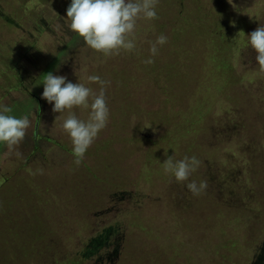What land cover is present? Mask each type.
Wrapping results in <instances>:
<instances>
[{"label": "rangeland", "instance_id": "1", "mask_svg": "<svg viewBox=\"0 0 264 264\" xmlns=\"http://www.w3.org/2000/svg\"><path fill=\"white\" fill-rule=\"evenodd\" d=\"M177 1L159 0L158 19L138 22L133 52L104 57L71 31L67 19L71 0H0L1 32L6 39L0 38L4 57L0 56V106L31 121L18 148L23 158L6 156V146L0 144V264H20V258L36 264L32 254L43 244L37 242L39 237L45 246L52 239L61 245L66 241L80 245L103 234L108 224L120 233L125 230L121 225L128 227L127 219L141 218H148L143 232L105 234L106 243L98 252L107 246L110 260L103 262L98 253L87 264H264V74L247 40L264 26V0H185L179 10H194L198 20L205 13L210 20L216 14L229 15L224 20L230 27L229 41L199 27L188 36L195 41L190 49H180L167 39L151 57L150 42L156 34L172 30L182 35L172 15ZM217 37H222L220 32ZM222 44H230V50L221 49ZM9 49L15 52L10 62L14 69L4 62ZM221 57H226L225 64L217 61ZM149 58L156 64L154 80L145 77L144 61ZM50 72L97 91L99 86L89 84L88 75L111 82L106 91L109 122L79 166L61 127L67 113H54V105L42 99L43 76ZM234 77L239 83L229 86ZM222 87H228L229 93L221 96L215 91ZM73 111L87 120L89 110ZM34 138L38 140L31 150ZM144 138L155 143L145 144ZM193 155L201 164L189 181L180 183L167 174L170 180L149 177V184L140 185L145 158L162 167L167 157L181 160ZM104 173L113 174L109 178ZM191 181H207L208 187L194 196L186 187ZM72 186L82 191L88 211L72 216L73 227L66 233L68 215L80 198L65 197L67 210L60 197ZM33 194L43 196L41 204L24 206L22 199L29 201ZM148 195L155 200L145 205ZM199 199L207 202L210 215L204 207L185 216L187 209L199 207ZM140 204L141 208L135 206ZM184 218V227L187 220L212 227L200 236L210 239L205 250L196 242V230H170L171 219L182 223ZM239 243L248 250L239 253ZM169 248L171 255L177 252L170 261ZM43 261L52 262L48 257Z\"/></svg>", "mask_w": 264, "mask_h": 264}, {"label": "clouds", "instance_id": "2", "mask_svg": "<svg viewBox=\"0 0 264 264\" xmlns=\"http://www.w3.org/2000/svg\"><path fill=\"white\" fill-rule=\"evenodd\" d=\"M158 3L159 0H71L67 19L70 21L71 31L83 39L87 48L104 57H112L122 52L131 53L136 49L138 22L158 19ZM247 40L257 53L259 72L264 74V26L253 31ZM166 43L167 37L163 34L150 42L151 57L158 54V46ZM144 63L150 65L154 60L149 58ZM43 77L42 99L54 105V113H67L61 127L71 140L74 163L79 166L87 150L109 122L106 91L111 82L99 75H88V83L99 86L97 91L84 83L66 82L65 76H54L51 72ZM76 108L89 110L87 120L76 116L73 111ZM11 112L10 107L0 106V144L6 146V156L15 155L20 159L23 158V153L18 148L31 127V121L28 116L17 118L10 115ZM200 164L201 161L195 155L181 160H174L170 156L162 167L165 174H171L177 182L183 183L189 181ZM186 187L194 196H199L206 191L208 184L207 181L199 184L191 181Z\"/></svg>", "mask_w": 264, "mask_h": 264}, {"label": "trees", "instance_id": "3", "mask_svg": "<svg viewBox=\"0 0 264 264\" xmlns=\"http://www.w3.org/2000/svg\"><path fill=\"white\" fill-rule=\"evenodd\" d=\"M184 1L185 0L177 1L179 5H177V8H175V11H174V9L172 11V15H174V18L177 20L176 24L182 30V33H181L182 35H178L176 32H173L172 30H168L166 33H163V35L166 36L167 39L170 42H172L173 45H175L178 48L183 49V50L190 49L194 45L195 41L191 40L188 36L190 35V33L195 28H197V30H198L199 27H202L205 30L211 29V34L215 38H217L221 41H223V40L229 41L230 27H228V25H229L228 23H224V20L229 19L228 18L229 15L228 16H226V15L222 16L221 14H216L214 16L213 20H210L209 14L205 13L203 15V17L200 20H198L194 15V10L190 11V12H184L182 10V8L179 10V8L183 5ZM167 2L168 1H166L168 8L171 9L172 7L169 6V2L168 3ZM215 9L217 10L218 13L220 12L219 7L215 6ZM211 12H212V9H211ZM1 27H2V25H0V38L4 39V35L1 32ZM219 32L221 33L222 37H217V34ZM156 35L160 36L161 34H156ZM4 40H6V39H4ZM163 46H165V44ZM31 48L33 50H35V46H32ZM223 48H225L229 51L230 50V44H228V45L222 44L221 49H223ZM216 53L218 55L221 54L220 51H218ZM14 55H15V52L12 51L11 49H9L8 54H7V56H5V59H4V62L7 60L6 64H7V67L10 69H14V67H15V64H13V66H10V62H12L11 57ZM218 55H216V56L219 57ZM0 56L2 58H4L1 55V53H0ZM217 61L225 64L226 57H221ZM108 66H110V65H108ZM229 69L230 68H226V70H229ZM225 71L223 72V75H226ZM153 74H155L157 77L156 64H153V63L150 65L145 64V77H152V79H153ZM220 78H221V80H223V76H221ZM1 81H3V80H1ZM5 81H6V79H5ZM5 81H3L4 85H5ZM226 83H228V82H226ZM232 83H239L238 78L234 77V79L229 81V86ZM222 88H220V89L215 88V91L221 92L220 93L221 96L229 93V91L227 90L228 87H222ZM222 98H224V96ZM176 130H178V129H176ZM175 134L179 138L182 136V135H180V132L179 133L175 132ZM43 139L46 140L47 143L48 142L53 143V142H51V140L49 138H43ZM37 140H38V138L33 139V142L30 144L31 150L34 148L35 142ZM144 140H145V142L143 141V143H145V144L150 143V142L155 143L153 140H149L146 138H144ZM56 144L58 145V143H55L54 145H56ZM39 148H40V145H39ZM71 151L73 154V150H71ZM141 167H143V170H146L148 178L146 177L147 175L145 173V178H141L143 180L141 181L140 185L142 184L143 186H146L147 184H149L150 183L149 177L158 178V177L162 176V178L166 177L167 180H170L169 178L171 176L168 177L167 174H165L163 167H161L157 162L152 163L151 159H149V158H145V161L142 163ZM104 174H105V176H109V178H111L113 173H109V174L104 173ZM169 175H171V174H169ZM248 181H250V179H248ZM81 192L82 191H79L76 188L74 189V187L72 186V187H69V190L65 191L64 197H60L61 201L63 202V204H62L63 206H66L64 204L65 197L70 198V199L71 198H73V199L74 198H80L78 203H76L77 206L75 207V209L70 214L68 213L69 214L68 218L71 217V219L69 220L68 224L65 225V232L66 233L67 232L70 233L71 229L73 227V225H72L73 221L71 222L72 216H73V219H75L80 214H84L86 211H88L86 209L88 204L85 203L86 199H82L83 197L81 196ZM42 198H43V196L40 194H33L32 198L27 199L29 201H25L26 199H22L23 201H21V202L23 203L24 206H25V203H27L30 205L31 208H36L38 205L41 204ZM153 200H155V198H151V196L148 195V198L145 201V205L147 203L150 204V202H152ZM202 203H203V200L199 199V207L195 208V209H187L185 212V216L189 217L191 214L200 210V208H204V207H205V211L207 212L206 216H209L210 212L206 210V207L208 206V205H206L207 202H205L203 204ZM120 204H122V203H120ZM135 206H138L139 208H141L143 206V204L135 205ZM66 207H67V210L70 208V206H66ZM79 207H80V209H78ZM262 207H264L263 204H262ZM262 207H261V209H262ZM123 211H124V209H123ZM133 212H134V214L137 215L136 211H133ZM74 216H75V218H74ZM206 216H200V217H206ZM145 219H148V218H141L138 220L127 219L124 222V225L128 226V227L125 228L123 225L120 226V228L125 229L123 231L127 232L123 236H131V234L136 235V234H138L137 232H143V230H145ZM184 220H186V219L184 218L182 223H181L178 219H176V221H175V219H171L170 224L172 225L173 228H171L170 230H177L178 227H180V230H183L185 228L190 229V230H192V229L196 230L197 238H198V240L196 242L198 244H201L202 246H204V247L200 248L201 250H205L206 249L205 248L206 243H208L210 241V239L206 238L204 236L203 237H200V236H202L204 233H206L207 230H211L212 227L209 225H206L200 221L195 222L196 220H193V221L187 220L188 224L184 227V225L186 223ZM263 220H264V212H263ZM56 222L57 221H55L54 223H56ZM217 222L218 221H216V224H217ZM51 227L52 228H59V226H55V225L51 226ZM130 229H132V230H130ZM103 230H104L103 234L98 235V236H94V235L90 236L87 243H81L80 245H75V244L72 245V244L68 243L70 241H66V245H64V243H63V245H61L62 242L60 240L52 239V241L50 240V244L45 246L43 244H47V243H44L43 238L39 237V238H37V242H42L43 244H41L39 246V249H37L33 252L32 259L36 264H49L48 262L43 261L44 257H48L49 260H52V262L50 264H87L89 261H91L94 258V256L96 254H97L96 255V257H97L98 253H99V254L103 255V257H102L103 262L107 259L110 260V258L107 257V253H106L108 251L107 246L105 247V249L103 251H101V252H98V251L106 243V241H105L106 239L104 237L105 234L109 233L111 236H116V234L119 233V231L116 232L114 230V228H112L110 226V224H108L107 227H104ZM105 231H109V232H105ZM123 231H121L118 236H120V234ZM212 235H213V233H212ZM191 241H192V239H191ZM237 248H238L239 253L243 249L248 250V248H245L244 243H239ZM114 249H115V252H118V250H120V249H116V248H114ZM172 250H173L172 248H169L168 261L175 259L177 257L176 251H174L171 255ZM109 252L110 251H108V254H109ZM180 256H181V254L179 253V257ZM96 257L94 258V260L96 259ZM26 263H27L26 258H20V264H26Z\"/></svg>", "mask_w": 264, "mask_h": 264}]
</instances>
